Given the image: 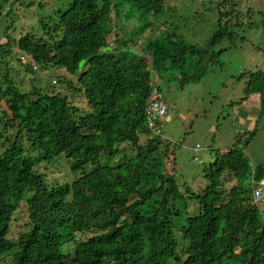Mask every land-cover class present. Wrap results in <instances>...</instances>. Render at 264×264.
<instances>
[{
    "label": "trees",
    "instance_id": "obj_1",
    "mask_svg": "<svg viewBox=\"0 0 264 264\" xmlns=\"http://www.w3.org/2000/svg\"><path fill=\"white\" fill-rule=\"evenodd\" d=\"M124 2L142 20L166 16L165 0ZM116 5L68 0L43 22L42 36L15 39L8 29L0 43V256L12 252L10 264H264V213L253 203V180L264 178V165L245 153L264 115V72L251 74L247 86V99L261 97L256 127L244 146L219 153L204 168L208 184L195 196L196 214L181 203L186 197L177 179L160 167L162 135L149 131L145 116L155 71L179 70L181 85L207 74L223 52L217 47L244 25L238 1H218V28L205 46L161 31L140 49L134 35L148 23L109 42ZM18 50L37 65L27 63V71L65 68L91 111L60 93L21 91L11 76L16 60L24 62ZM30 147L48 162L64 155L80 177L51 184L36 170ZM24 187L32 190L29 222L12 238L13 201Z\"/></svg>",
    "mask_w": 264,
    "mask_h": 264
},
{
    "label": "rangeland",
    "instance_id": "obj_2",
    "mask_svg": "<svg viewBox=\"0 0 264 264\" xmlns=\"http://www.w3.org/2000/svg\"><path fill=\"white\" fill-rule=\"evenodd\" d=\"M218 1L165 0L166 16L158 21L153 16L142 20L136 7L124 0H115L119 5L112 8L109 42L113 44L117 36H127L148 23V30L139 36L134 35L141 40L136 46L138 49L148 38L159 37L161 31H176L185 41L205 46L218 28ZM237 1L244 25L235 29L237 35L233 41L225 38L217 47L223 52L209 63L205 76L181 85L179 70L155 71L154 74L169 108L167 119L162 122L160 167L180 183L186 197L181 203H188L189 215L198 212L195 196L208 184L204 168L214 163L219 153L234 146H244L245 138L255 129L262 110L259 93H252L247 99V86L251 74L264 72V0ZM67 6L68 0H0V43L6 42L8 29L15 39L27 33L42 36L45 31L43 22H48ZM17 53L20 56L19 50ZM26 64L16 60L11 73L21 91L28 92L37 87L43 93H60L81 110L91 111L84 94L75 92L79 87L77 79L65 68L27 71ZM191 71L193 69L187 70L188 73ZM64 79L70 83H63ZM3 106L4 103L0 105V115ZM30 153L37 159L36 170L51 184L71 183L81 175L80 171L72 170L70 160L64 155L48 162L40 159L38 151L31 149ZM245 153L253 164L264 165V115L245 147ZM93 168V165H88L86 170ZM31 194L32 190L24 187L18 200L13 201L16 211L10 228L12 238L27 228L29 212L26 199ZM261 209L264 213V203ZM186 219L176 220L177 225L181 228ZM178 239L182 243L181 233ZM68 256L69 262L72 261L73 253ZM12 260V252L0 256V262L4 264H10Z\"/></svg>",
    "mask_w": 264,
    "mask_h": 264
},
{
    "label": "built area",
    "instance_id": "obj_3",
    "mask_svg": "<svg viewBox=\"0 0 264 264\" xmlns=\"http://www.w3.org/2000/svg\"><path fill=\"white\" fill-rule=\"evenodd\" d=\"M20 57L22 61L32 63L37 68L35 61L26 53H21ZM168 113L169 108L164 96L157 81L153 79L151 92L145 106L147 127L153 135L161 136L163 134L162 122L167 119ZM253 203L258 207H261L264 203V178L259 181L253 180Z\"/></svg>",
    "mask_w": 264,
    "mask_h": 264
}]
</instances>
